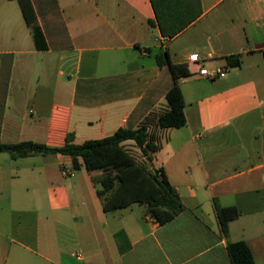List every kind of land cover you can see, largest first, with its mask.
<instances>
[{
  "label": "crops",
  "instance_id": "obj_1",
  "mask_svg": "<svg viewBox=\"0 0 264 264\" xmlns=\"http://www.w3.org/2000/svg\"><path fill=\"white\" fill-rule=\"evenodd\" d=\"M31 1L46 48L19 0H0V143L62 146L70 132L82 143L154 114L151 164L186 209L165 223L147 204L105 211L104 170L0 152V264H232L228 244L239 240L264 264V0H200L173 33L151 0ZM165 50L190 72L179 79L180 128L157 124L175 83L158 60ZM123 144L146 160L133 139ZM216 204L240 210L226 232Z\"/></svg>",
  "mask_w": 264,
  "mask_h": 264
},
{
  "label": "trees",
  "instance_id": "obj_2",
  "mask_svg": "<svg viewBox=\"0 0 264 264\" xmlns=\"http://www.w3.org/2000/svg\"><path fill=\"white\" fill-rule=\"evenodd\" d=\"M24 18L34 31L36 45L46 48L45 39L31 0H19ZM157 20L163 33H173L187 26L200 11V0H151ZM179 25L174 28L173 21ZM170 29H174L173 32ZM232 66H239L238 55L227 57ZM160 63L170 66L175 79L174 86L167 92L168 109L158 116L160 127L180 128L187 122L184 111V99L179 85L181 77L190 74L184 63L171 61L167 50L158 58ZM155 115H148L137 128L119 127L111 135L92 138L82 143L74 142V133L67 135L62 146H49L42 142L25 140L14 143H0V152H8L13 158L35 154H64L72 157L73 167L81 166L89 171L104 170L96 177L97 194L103 199L105 211L125 208L133 203L147 204L153 217L160 223L168 222L186 209L177 189L171 184L163 167L154 168L150 152L157 150L150 140L149 127ZM133 139L142 149L146 160H138L123 144ZM81 159V160H80ZM222 229L226 232L228 221L236 218L240 210L236 206H219L216 204ZM228 251L232 264H256L249 244L244 240L230 242Z\"/></svg>",
  "mask_w": 264,
  "mask_h": 264
},
{
  "label": "built area",
  "instance_id": "obj_3",
  "mask_svg": "<svg viewBox=\"0 0 264 264\" xmlns=\"http://www.w3.org/2000/svg\"><path fill=\"white\" fill-rule=\"evenodd\" d=\"M165 39H167V37H165ZM199 73L205 75V74H209V71L206 67H202L200 68ZM224 74H225L224 72L222 71L220 72V75H224Z\"/></svg>",
  "mask_w": 264,
  "mask_h": 264
},
{
  "label": "rangeland",
  "instance_id": "obj_4",
  "mask_svg": "<svg viewBox=\"0 0 264 264\" xmlns=\"http://www.w3.org/2000/svg\"><path fill=\"white\" fill-rule=\"evenodd\" d=\"M14 3H17V1L14 2ZM126 149L131 150V148H126ZM155 166H158V165L155 163V165H154L153 167L156 168ZM79 173H80L79 171H74V172H73L72 177L74 178V180H76V179L78 178V174H79ZM46 198H47V197H46Z\"/></svg>",
  "mask_w": 264,
  "mask_h": 264
}]
</instances>
